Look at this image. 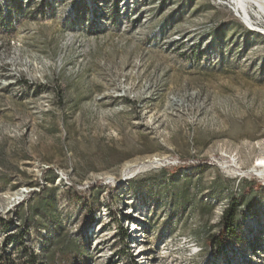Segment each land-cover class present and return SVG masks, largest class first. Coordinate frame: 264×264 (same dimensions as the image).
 <instances>
[{"label":"rangeland","instance_id":"obj_1","mask_svg":"<svg viewBox=\"0 0 264 264\" xmlns=\"http://www.w3.org/2000/svg\"><path fill=\"white\" fill-rule=\"evenodd\" d=\"M28 1L0 28V264H137L121 239L137 213L150 237L199 243L190 264H264V178L251 173L264 170V13L236 0ZM170 158L182 164L145 167ZM233 198L238 221L257 213L246 209L258 257L209 252ZM168 246L159 264L189 262Z\"/></svg>","mask_w":264,"mask_h":264},{"label":"bare ground","instance_id":"obj_2","mask_svg":"<svg viewBox=\"0 0 264 264\" xmlns=\"http://www.w3.org/2000/svg\"><path fill=\"white\" fill-rule=\"evenodd\" d=\"M43 1L49 4L47 0H43ZM52 1L53 0H50V2ZM236 1H238L241 9L244 10L245 12L248 11L249 5H253L259 8L264 13V0H236ZM28 2H29L28 0H24V1L21 0V3L19 1L18 3H13L11 2V0H0V28L1 30H4L5 28L4 24L5 23L7 24L8 17H11L12 14L17 15V13L22 12V9L28 6L29 4ZM37 2L38 1H36V3ZM34 6L35 4L33 3V5H31L30 7H34ZM109 6H112V3H110ZM8 27L12 28L13 24L12 23H10L9 25L7 24V28ZM145 167L149 168V166H145ZM256 167H260L263 169L264 164L261 163L259 165H256ZM261 171H264V170H255V168L252 170V172H255L257 176L264 178V174H260ZM139 172L140 170L138 171V173ZM25 193L28 194V191H26ZM242 214H243V221L241 220L242 221L241 224L237 227V237L239 238L240 243L225 244L221 246L220 248L210 247V251H209L210 253L212 254L216 253L218 250L220 251L219 253H224V254H228V251H232V252L234 251L235 253L237 252L238 246L244 245V247H249V250L253 252L254 257L260 256V253L263 250L261 249V247H257V242H259L262 236H260V239H258L257 242L255 238H253L252 236L251 238L249 237V234H251V232L254 231L252 228L259 227V224L258 223L256 224L254 215L250 211L243 209ZM103 215L105 217L109 216V212L107 211V209L103 211ZM141 216L142 215H140L139 213H137V215H134V217L132 215L131 222L128 223L126 228L124 227L125 230H127V233L129 235V239H128L129 251L128 252L130 253L131 256L134 257V260L137 261V264H159V261H157L158 258H156V256L161 255L163 251L169 247L168 245H173V243H179L180 245L185 246L184 248L186 249V255L189 256V259H188L189 262L187 261L188 262L187 264H190L193 261L200 259L201 256L204 255L205 249L199 243L194 241L191 237L172 234L170 232L167 234H164L165 231L162 232L161 234L159 233L156 237H150L151 236L150 234H152L153 231L152 230L149 231L147 229V227H149L148 225L149 222L145 216L144 217H141ZM247 240L248 242H246Z\"/></svg>","mask_w":264,"mask_h":264},{"label":"trees","instance_id":"obj_3","mask_svg":"<svg viewBox=\"0 0 264 264\" xmlns=\"http://www.w3.org/2000/svg\"><path fill=\"white\" fill-rule=\"evenodd\" d=\"M181 169V167H177V169H174L173 172H178ZM164 172H168L166 170H164ZM174 174V173H173ZM172 175V174H171ZM261 190V188L259 187V189L255 190L256 192H259ZM240 205L238 204V201L233 198L231 201V204L227 207V209L224 211L221 220H220V229L218 231L217 234H212L209 238H208V245L209 246H213V247H218L220 248L221 246L228 244V242H233L236 239H238L237 237V227L241 224V222L243 221V215L240 221L237 220V212L239 210ZM242 209H248L250 211H252L254 214H257L256 212H254L252 209L250 208H245L242 207L241 208V214H242ZM91 222H93V214L91 215L88 223L90 224ZM94 224V222L92 223ZM121 233H122V241L125 244V248L127 249V252L129 251V235L127 233V230H125V228H121ZM237 241V240H236ZM222 244V245H221ZM131 257V255H129ZM7 259H9L8 256H4L0 258V261H6Z\"/></svg>","mask_w":264,"mask_h":264},{"label":"built area","instance_id":"obj_4","mask_svg":"<svg viewBox=\"0 0 264 264\" xmlns=\"http://www.w3.org/2000/svg\"><path fill=\"white\" fill-rule=\"evenodd\" d=\"M182 163L178 160V159H175V158H170L169 161H166V162H162L161 164H151L149 165V168H158V169H162V168H166V167H176V166H179L181 165ZM56 172H62V171H56ZM233 172V175L235 176L236 179H238V182L245 179L247 177L246 175V172L245 173H236L234 170H232ZM251 173L257 177V178H262V177H259L256 175L255 172H252ZM63 175L67 176L65 173L62 172ZM112 181H115L114 179H106L105 181H100V182H112ZM49 184H45V182L42 181V183H39L38 186H33L32 187V190H41V189H45L46 186H48ZM32 192V191H31ZM33 248L34 247H30L31 249V252L33 254Z\"/></svg>","mask_w":264,"mask_h":264},{"label":"crops","instance_id":"obj_5","mask_svg":"<svg viewBox=\"0 0 264 264\" xmlns=\"http://www.w3.org/2000/svg\"><path fill=\"white\" fill-rule=\"evenodd\" d=\"M209 237V236H208Z\"/></svg>","mask_w":264,"mask_h":264}]
</instances>
